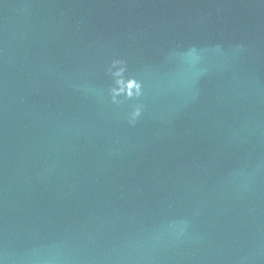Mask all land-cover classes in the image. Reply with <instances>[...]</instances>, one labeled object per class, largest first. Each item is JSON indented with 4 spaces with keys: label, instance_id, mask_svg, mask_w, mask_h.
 Here are the masks:
<instances>
[{
    "label": "water",
    "instance_id": "water-1",
    "mask_svg": "<svg viewBox=\"0 0 264 264\" xmlns=\"http://www.w3.org/2000/svg\"><path fill=\"white\" fill-rule=\"evenodd\" d=\"M0 264H264V0H0Z\"/></svg>",
    "mask_w": 264,
    "mask_h": 264
}]
</instances>
